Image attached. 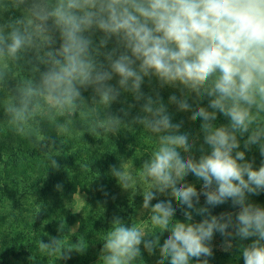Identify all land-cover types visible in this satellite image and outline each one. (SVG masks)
<instances>
[{"label":"clouds","instance_id":"1","mask_svg":"<svg viewBox=\"0 0 264 264\" xmlns=\"http://www.w3.org/2000/svg\"><path fill=\"white\" fill-rule=\"evenodd\" d=\"M12 10L22 15L3 20ZM0 20V89L16 80L0 103L17 135H35L55 147V140L40 134V124L64 136L78 116L94 137L140 125L155 138L139 169L122 161L110 171L124 190L142 189V208L160 231L153 235L113 217L101 237L100 264H136L141 245L150 255L158 249V264H191L193 258L208 264L215 233L224 237L225 250L235 238H254L240 246L243 262L264 264V207L248 199L264 192V160L256 168L246 159L253 145L264 157V0H0ZM14 67L28 74L18 77ZM146 80L177 89L179 96L170 95L168 105L202 121L198 159L192 151L199 138L180 131L183 122H173L157 89L142 90ZM88 89L91 104L83 95ZM125 93L135 103L119 110L123 116L112 113ZM205 99L207 106H201ZM136 104L139 113L126 122ZM218 114L228 123L217 126ZM53 156L50 167L59 168ZM189 174L202 182L199 191L186 182ZM160 195L174 198L183 221L175 218L172 199ZM202 195L205 204L198 207ZM228 201L238 208L235 214H212L211 208ZM194 214L202 220L194 222ZM63 229L61 222L58 231ZM37 246L67 260L87 244L83 238L67 244L49 237Z\"/></svg>","mask_w":264,"mask_h":264},{"label":"rangeland","instance_id":"2","mask_svg":"<svg viewBox=\"0 0 264 264\" xmlns=\"http://www.w3.org/2000/svg\"><path fill=\"white\" fill-rule=\"evenodd\" d=\"M21 15L22 13L20 11L12 10L4 14L3 20H7L10 17H19ZM3 20H0V22H3ZM99 35L100 34L97 33V38ZM111 47L112 45L110 44L109 48ZM13 72L21 78L28 74L27 69H22L20 67H14ZM15 83L16 80H12L7 88L0 89V102L9 94V89ZM111 83L115 84L116 78H114ZM153 88L160 92L163 102L166 105H168V98L170 95L176 94L179 96V91L175 88H158L155 80L152 81L151 85H149L146 80L145 84L142 86V90L146 94L150 93ZM83 95L88 103L91 104V97L93 95L92 90L88 89L84 91ZM132 103H135V101L131 94H122L120 102L114 103L110 111L123 116V113L119 110L122 107L127 109V105ZM189 103L193 105V108L196 107L194 96L189 98ZM201 106H207V99L201 102ZM168 108L169 113L172 115L173 122H181L180 117L179 119L176 118L178 111L176 106L168 105ZM139 110L140 105L136 104L135 108L129 110V115L124 117L125 121L130 122L132 117L139 113ZM184 114L185 115L178 114L181 118H186L185 122L182 121L183 124L180 131L189 133L190 137L193 139L199 138L196 140V145L192 151V154L198 159L201 154L199 147L203 143V133L200 130L202 121L200 119L191 121L190 116L192 113L190 111ZM221 116L223 115L218 114L216 121H218ZM75 121V128L64 136H58L55 129L47 122H42L40 124V134L45 137H51L56 141L55 147H52L48 140L40 141L35 135L32 137L17 135L8 125L7 117L3 112L2 103H0V151L2 150L3 152L0 154V159H5V157H8L7 155L14 154L19 148L22 151L28 152L31 150V146L33 147V145H35L36 151L42 154V158H38L36 161L34 172L28 174L35 175L41 172V174L48 175L50 168L48 162L50 161V157L54 155L52 159H55L59 165V168H53L54 174L57 176V185H65V187L68 188L65 191L66 193L63 194L64 198L62 197L63 201L61 208L54 210L53 221L55 220V223H58V228L61 222H64V224L70 222L67 228L69 237L65 238L66 243H72L75 238L80 240V235L84 233L82 235L83 239H87L88 242L95 240L97 243H100V247L97 243L93 244L85 241L87 244L86 250L83 253L72 252L70 258L67 260H56L54 256L50 257L41 253L37 246L40 238L43 236L42 240L48 242L49 237H61L63 231H58V228H54L52 225L50 227L51 231L45 229L46 227L44 224L50 220L45 216L40 219L42 224L38 227L40 232L37 234L38 237L37 235L33 236L30 232L31 228L29 225L20 226V222L14 219H18L22 216L26 220V223L30 221L28 215L34 213L33 211L36 210L34 206L39 202V199H37V201L35 200L37 198L35 195L36 193L24 194L21 200L24 203H20L24 204L22 205L24 207L22 211L18 209L19 205L17 206L14 204L16 202L14 198L7 195L5 197V200L8 199L6 208L5 206L0 207V264H100V255L103 245L101 242L102 235L110 228L113 217L120 216V218H123L122 215H124V212L127 210L129 211L134 203L136 204L137 224L145 227L146 230L147 227H149V220L145 217L149 211L142 208V189L137 188L135 193H133L131 189L124 190L115 178V185L112 187L115 196H113V200L106 199L101 181L108 176V179H113L114 177L110 172H104L102 176V174L93 169L102 170L106 163L110 165L111 161L107 157L111 155L115 156L118 167L122 161H128L130 165L133 164L134 168L139 169L143 159H146L155 147V138L140 125H131V127L122 128L114 135L103 134L99 137H94L88 133V126L85 121H82L78 116L75 118ZM243 141H241L240 150L243 148ZM32 142H34V144L31 145ZM204 147L205 150H208L207 145ZM253 154L254 153L251 152L250 157ZM68 155L73 157V162L66 159ZM259 157L260 158L257 159L254 166L256 168H258L262 160H264V157L261 158V155ZM29 160L30 159H27V163ZM81 165H88L87 170L82 169ZM11 174L13 176L17 174L19 176L16 177L17 180L24 179L22 172L13 171L10 166L4 168L0 161V186H5L7 192H9V187L13 186V177H11ZM79 175L82 176L81 180L79 182L78 180L75 181ZM58 176H65L66 179L61 182ZM186 182L194 184L198 191L202 183L192 174L186 177ZM139 186L144 187L142 183ZM19 197L20 195H17L16 198ZM158 199H172L173 206L177 209L175 218L181 221L184 220L181 207L177 206L174 198L169 195H160ZM248 199L249 202L264 207V192H261L259 195H250ZM156 202L157 200H153L152 204ZM204 204L205 197L202 195L198 207L204 206ZM215 208L210 209L213 215H219L222 212H232L235 214L238 211V208L232 207L231 201ZM100 218L103 219V224L106 222V231L102 225L100 227L98 224V226L94 225V222L97 220L100 221ZM202 218L203 217L194 214L193 221L199 222ZM84 221H89V224L84 223ZM53 232L55 233L53 234ZM5 238L6 242L4 241ZM252 239L254 238L242 241L239 238H235L231 241V249L225 250L224 237L221 236L220 233H215L210 243L213 254L206 258L208 264H244L240 246H247V244L251 243ZM141 251L144 252L142 249ZM145 254L146 252L138 259V264H145ZM201 259L205 258L202 257ZM159 260L160 255H157V257L152 256V264H158ZM165 264H167V262H165ZM191 264H196L195 258H193Z\"/></svg>","mask_w":264,"mask_h":264},{"label":"trees","instance_id":"3","mask_svg":"<svg viewBox=\"0 0 264 264\" xmlns=\"http://www.w3.org/2000/svg\"><path fill=\"white\" fill-rule=\"evenodd\" d=\"M184 113L185 112L177 111L176 118L179 119V117H180L181 121L185 122L186 118H181V116H179V115H185ZM215 123L217 126H219V124L224 125V124L228 123V120L225 117L221 116V117H219L218 121H216ZM245 138H246V136L241 138V141H243ZM32 144H34V142H32L31 145ZM35 147H36L35 145H33V147L31 146V150L28 152L22 151L19 148L18 151H16L14 154H11V155L9 154L10 156L7 155L8 157H5V159L2 156L3 159H0L2 166L4 168H6L7 166H10L13 171L22 172V175L24 176V179L17 180L16 177H19V176L17 174H15L14 176L11 174V177H13V183H12L13 186L9 187V192H7V189L5 186H2V185L0 186V207L5 206V208H6L8 199L5 200V197L7 195L12 196L14 198V200L16 201L14 204L17 206L19 205L18 209L20 211H22L24 209V207L22 206L24 204H20V203H24L21 201L22 198L24 197V194L36 193L35 195L37 198L35 200L37 201V199H39L38 204H36V206H34V209H36L33 211L34 213L30 212L31 214L28 215L29 216L28 218L30 219V221L28 223H26V220L22 216L19 217L18 219H14L17 222H20V226L26 225V224L29 225V227L31 228L30 232H31V234H33V236L38 234V232H39L38 227L42 224V222H40V219L42 217H45V216H47L48 219H50L49 222H46V224H44V226L46 227L45 229H47L48 231H51V228H50L51 225L54 228H58V223H55V220L53 221L54 210L61 208L62 201H63L62 199L64 198L63 194L66 193L65 191L68 188V187H65V185L61 186L60 188H57V182H56L57 176L54 174L53 168H51V167L49 168V171H48L49 174L48 175L41 174V172L35 174L36 176L35 175H29L30 173L34 172V168H35L36 161L38 160V158H42V154L38 153L36 151ZM244 150L245 149L243 147L242 151H244ZM251 152H253L254 154L250 157ZM2 153L3 152L1 150L0 154H2ZM259 153L260 152H259L258 147L253 145L250 150L246 151V159L250 160V161L254 160V166H255L257 159L260 158ZM72 158L73 157L71 155L70 156L68 155L66 159L68 161L73 162ZM107 158L110 159V161H111L110 165H108V163H106L103 166L102 170L93 169L94 171L102 174V176H103L104 172H110V174H111V171H110L111 166L115 165L116 167H118V165H117L118 163H117L115 156L111 155V156H108ZM114 158H115V160H114ZM27 159H30L28 163H27ZM48 163L50 164V161ZM59 178H60L61 182L66 179L65 176H62ZM81 178H82V176L79 175L75 181L78 180V182H79L81 180ZM108 178H109V176L102 179V181H101V183L103 185L102 189H103V192L105 193L106 199L113 200V196H115V194H114L115 192L112 189V187L115 185V177L113 179H108ZM17 195H20V197L16 198ZM153 204H155V203H153ZM40 208L42 210L36 216L37 211ZM136 214H137L136 204L134 203L131 206V208L129 209V211L127 210L124 212V215H122V217H123L122 219L124 220V222L126 224H129V225L131 223H137L138 221L136 219ZM149 216H150V212H147V214L145 216V217H147L146 218L147 220H149ZM69 223L66 222V224H64L65 228L63 230V233L61 234V237L64 240L66 237H69L68 231H67ZM84 223L89 224V221H84ZM97 224L99 225V227L102 225V227L105 228V231H106V225H105L106 222H105V224H103V219L100 218V221L97 220L94 222L95 226H98ZM149 224H150V220H149ZM147 230L150 232V234H153V235H155L156 233H158L160 231L158 228H152L151 224L149 225V227H147ZM54 233L55 232H53V234ZM83 234H81L80 237L78 235V237L83 238V236H82ZM168 234L169 233L165 232L162 235H160L161 244L163 243V240L167 238ZM37 237H38V235H37ZM42 237L40 239H42ZM146 238L151 239L152 237L149 235ZM5 240H6V238L4 239V241ZM84 240L87 243H93V244L97 243V241H95V240H91V242H88V240L85 238H84ZM76 241H77V239L75 238L72 242L74 243ZM101 242L103 243L102 240H101ZM67 244H69V243H67ZM97 244L100 247V243H97ZM141 249L144 252H146V254H145L146 258L144 261L145 264H152V256L157 257V255H159L158 249L151 255L143 248V245H141ZM144 252L141 251V253H142L141 256L144 255ZM34 255H36V254H34ZM136 264H138V260H137Z\"/></svg>","mask_w":264,"mask_h":264}]
</instances>
